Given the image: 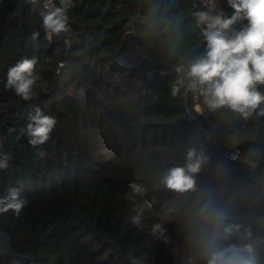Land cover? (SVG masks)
Instances as JSON below:
<instances>
[{"label":"trees","instance_id":"1","mask_svg":"<svg viewBox=\"0 0 264 264\" xmlns=\"http://www.w3.org/2000/svg\"><path fill=\"white\" fill-rule=\"evenodd\" d=\"M21 1L0 0V143L13 154L0 170V197L15 187L28 204L19 216L0 214V264H205L192 218L197 201L209 197L243 226L228 243H253L264 264V116L203 103L198 113L187 80L172 95L185 78L176 69L186 71L206 43L193 0H73L70 31L51 42L41 3L17 18ZM34 31L41 33L35 44ZM127 32L134 37L118 53ZM34 55L48 88L23 101L5 87L6 73ZM33 106L57 119L40 146L43 158L26 137L17 139ZM204 130L213 141L195 175L197 191L167 189L162 176L185 164L182 147ZM130 182L145 189L135 203L124 198ZM137 214L139 229L130 223Z\"/></svg>","mask_w":264,"mask_h":264},{"label":"clouds","instance_id":"2","mask_svg":"<svg viewBox=\"0 0 264 264\" xmlns=\"http://www.w3.org/2000/svg\"><path fill=\"white\" fill-rule=\"evenodd\" d=\"M24 3L37 6L41 0H23ZM227 9L195 10L192 13L197 27L201 28L205 43L204 52L192 60L186 68L176 69L183 73L184 79L178 81L172 89L175 96L180 86L187 80V88L211 110L229 108L248 118L253 113L264 116V94L259 91L264 86V0H226ZM73 0H42L43 10L41 27L44 38L51 42L54 36L67 34L69 29L68 10ZM196 8L195 5H193ZM230 9V14L229 10ZM240 24L239 30L234 26ZM40 31H34L31 42L35 44L40 38ZM40 58L37 56L21 57L6 73L7 89L23 101L38 97L37 89L45 90L48 83L37 70ZM64 62L60 61L56 72L59 73ZM197 111L201 105H195ZM24 126L18 129L17 139L26 137L28 143L37 149L40 157L46 153L40 146L51 139L57 124L54 115L47 114L40 106H33L26 114ZM9 133L17 132L9 128ZM13 154L3 149L0 143V170L9 167ZM207 162L203 152L189 149L183 166H174L166 171L161 180L163 185L177 193L196 192L195 175ZM130 191L124 194L127 201L135 203L137 197L143 196L145 189L135 183L128 185ZM203 195V194H202ZM28 204L20 190L9 187L0 197V214L12 211L19 216ZM192 218L194 226L193 243L205 264H259V258L253 243H228L234 236H239L242 225L231 223L232 217L226 208H221L212 198L200 199ZM130 223L142 228L139 214L130 217ZM161 224L154 225L160 229ZM246 235L251 233L244 230Z\"/></svg>","mask_w":264,"mask_h":264},{"label":"built area","instance_id":"3","mask_svg":"<svg viewBox=\"0 0 264 264\" xmlns=\"http://www.w3.org/2000/svg\"><path fill=\"white\" fill-rule=\"evenodd\" d=\"M41 5H42V0H41ZM193 5H195L196 8H194ZM192 7H193L194 10H213V14H215L214 9H220L221 8V3H220V0H193L192 1ZM195 26H196V24H195ZM196 28L199 31L200 35L203 37V33L201 31V28L200 27H197V26H196ZM185 94H186V96L187 95L190 96V98H191V100L193 102V108H194V110L196 112H198V113H201L200 111H197L196 110L195 105L197 103H199L201 105L203 103V97H200L199 100H196L194 98V94L190 90H188L187 85H186V88H185ZM201 109H202V107H201ZM204 132L211 133L212 134V130H204ZM212 140H213V138H212Z\"/></svg>","mask_w":264,"mask_h":264},{"label":"rangeland","instance_id":"4","mask_svg":"<svg viewBox=\"0 0 264 264\" xmlns=\"http://www.w3.org/2000/svg\"><path fill=\"white\" fill-rule=\"evenodd\" d=\"M202 112V109L200 110ZM194 124V127L197 128V126ZM212 134L211 133H206L203 131V135H195L190 138L186 144L182 147V149L187 153L189 149L195 148L197 152H203L205 154L206 152V147L209 143H211L212 140ZM216 146L220 147L219 143H215ZM226 182H224V186L228 185V179H225ZM226 183V184H225Z\"/></svg>","mask_w":264,"mask_h":264},{"label":"water","instance_id":"5","mask_svg":"<svg viewBox=\"0 0 264 264\" xmlns=\"http://www.w3.org/2000/svg\"><path fill=\"white\" fill-rule=\"evenodd\" d=\"M29 4H26L23 2V0L19 3L17 9H16V13H15V16L17 18H20L22 13L24 12V10L26 9V7L28 6ZM134 37V33L133 32H127L124 36V39L121 43V46L119 48V51L118 53H122L124 50H126L127 48H129V41L131 38ZM220 203V202H219Z\"/></svg>","mask_w":264,"mask_h":264}]
</instances>
